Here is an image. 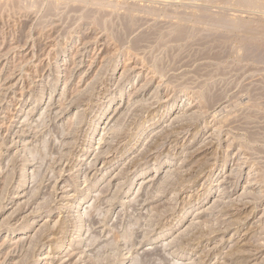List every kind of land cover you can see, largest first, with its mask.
Here are the masks:
<instances>
[{
  "label": "rangeland",
  "instance_id": "rangeland-1",
  "mask_svg": "<svg viewBox=\"0 0 264 264\" xmlns=\"http://www.w3.org/2000/svg\"><path fill=\"white\" fill-rule=\"evenodd\" d=\"M256 46L264 0H0V264H264Z\"/></svg>",
  "mask_w": 264,
  "mask_h": 264
},
{
  "label": "bare ground",
  "instance_id": "bare-ground-1",
  "mask_svg": "<svg viewBox=\"0 0 264 264\" xmlns=\"http://www.w3.org/2000/svg\"><path fill=\"white\" fill-rule=\"evenodd\" d=\"M86 1V0H85ZM86 3V2H85ZM200 12H202V11H200ZM196 17V16H195ZM202 17V16H201ZM197 18V17H196ZM199 19V18H198ZM201 19V18H200ZM204 19V18H203ZM216 20V19H215ZM218 20V19H217ZM137 21V20H136ZM197 21V20H196ZM201 22H202V20H200ZM132 22H134L133 20L131 21V19H129V20H125L122 24H121V29H120V33H122L123 35H125V36H122V37H126V35L128 36V34L129 33H131V27H133V26H131V24H132ZM139 22V21H138ZM195 22V21H194ZM193 22V23H194ZM214 22H217V21H214ZM213 22V23H214ZM219 22H220V20H219ZM198 23V22H197ZM200 23V22H199ZM203 23V22H202ZM223 23V22H222ZM229 23V22H228ZM133 24H135V23H133ZM132 24V25H133ZM210 24V23H209ZM214 24H217V23H214ZM224 24H226V23H224ZM223 24V25H224ZM221 25V24H220ZM141 26V25H140ZM192 26V25H191ZM209 26V25H208ZM214 26V25H213ZM217 26H219V23H218V25ZM216 26V27H217ZM225 26L227 27V25H224V27L223 28H225ZM222 27V26H221ZM228 27H231V26H229V24H228ZM180 28H182L181 26H180ZM212 28V27H211ZM232 28V27H231ZM186 29V28H185ZM188 29V28H187ZM195 30V29H194ZM215 30V29H214ZM214 30L212 31V32H214ZM118 31V30H117ZM152 31V30H151ZM191 31V30H190ZM193 31V30H192ZM203 31V30H202ZM201 31V29H200V32H199V30H198V32H196V33H198V35L199 34H202L203 32ZM202 32V33H201ZM148 33V32H147ZM187 33H189V31L188 32H186L185 30H183V29H180V31L178 32V34H177V36L176 37H178V38H183V37H185L186 38V35H188ZM210 33V32H209ZM117 34V33H116ZM119 34V33H118ZM117 34V35H118ZM160 33H156V31H152L151 32V34H149V35H147V38H145V36L143 37L144 38V40L145 41H147L146 39H148L149 37H152L153 35H155V37L153 38L154 40H157L158 41V43H159V39L161 38V37H159L160 35H159ZM190 34V33H189ZM204 34H205V32H204ZM215 34V33H214ZM213 34V35H214ZM218 34V33H217ZM216 34V35H217ZM220 34V33H219ZM152 35V36H151ZM191 35V34H190ZM192 36H193V34H192ZM201 36V35H200ZM205 36H206V34H205ZM204 36V37H205ZM122 37L120 36V34L118 35V39L119 40H124V39H122ZM208 37V36H207ZM174 38V37H173ZM187 38H188V36H187ZM142 39V38H141ZM195 39V38H194ZM202 39V38H201ZM143 40V41H144ZM149 40V39H148ZM151 40V39H150ZM203 40V39H202ZM135 42H134V45L135 46H137V45H139L138 43H141L140 42V40H137V39H135L134 40ZM160 41H162V40H160ZM176 41H177V38H176ZM148 42V41H147ZM204 42V41H203ZM254 45H255V43H254ZM252 46V45H251ZM251 46H249L248 44L247 45H244L243 47H245V50H247V53H248V50H249V52H250V50H255L256 48H254V46L253 47H251ZM257 47V46H256ZM253 48V49H252ZM257 50H258V47H257ZM253 52V51H252ZM252 52L251 53H249V55L250 54H252ZM254 53V52H253ZM256 53V54H255ZM254 54H252V56L254 55L255 56V58L256 59H261L262 61H264V50H258V52H255ZM251 56V55H250ZM251 56V57H252ZM254 58V59H255ZM120 98V97H119ZM93 130V129H92ZM94 132V131H93ZM142 171V170H141ZM145 172V171H144ZM144 172L142 171L141 172V174H139L140 176H143V174H144Z\"/></svg>",
  "mask_w": 264,
  "mask_h": 264
}]
</instances>
